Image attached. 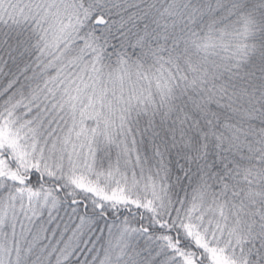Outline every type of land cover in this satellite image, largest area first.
<instances>
[{
  "label": "snow or ice",
  "instance_id": "obj_1",
  "mask_svg": "<svg viewBox=\"0 0 264 264\" xmlns=\"http://www.w3.org/2000/svg\"><path fill=\"white\" fill-rule=\"evenodd\" d=\"M0 264H264V0H0Z\"/></svg>",
  "mask_w": 264,
  "mask_h": 264
}]
</instances>
